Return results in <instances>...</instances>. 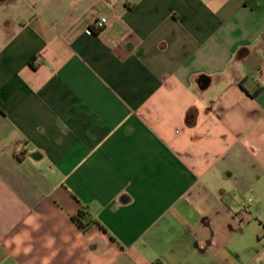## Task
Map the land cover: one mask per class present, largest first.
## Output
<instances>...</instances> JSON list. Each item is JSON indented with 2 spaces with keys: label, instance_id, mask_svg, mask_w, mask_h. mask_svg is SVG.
<instances>
[{
  "label": "crops",
  "instance_id": "crops-1",
  "mask_svg": "<svg viewBox=\"0 0 264 264\" xmlns=\"http://www.w3.org/2000/svg\"><path fill=\"white\" fill-rule=\"evenodd\" d=\"M0 264H264V0H0Z\"/></svg>",
  "mask_w": 264,
  "mask_h": 264
},
{
  "label": "trees",
  "instance_id": "trees-1",
  "mask_svg": "<svg viewBox=\"0 0 264 264\" xmlns=\"http://www.w3.org/2000/svg\"><path fill=\"white\" fill-rule=\"evenodd\" d=\"M94 33H98V31H94ZM73 221L83 231H87L93 224V221L89 218L88 212L83 209H81L77 215L73 217Z\"/></svg>",
  "mask_w": 264,
  "mask_h": 264
},
{
  "label": "built area",
  "instance_id": "built-area-1",
  "mask_svg": "<svg viewBox=\"0 0 264 264\" xmlns=\"http://www.w3.org/2000/svg\"><path fill=\"white\" fill-rule=\"evenodd\" d=\"M106 22L107 20L105 18H102L99 22L96 23V25L99 29H101Z\"/></svg>",
  "mask_w": 264,
  "mask_h": 264
}]
</instances>
